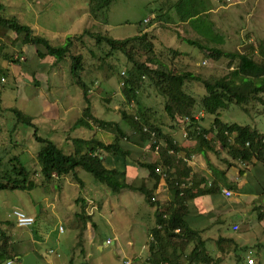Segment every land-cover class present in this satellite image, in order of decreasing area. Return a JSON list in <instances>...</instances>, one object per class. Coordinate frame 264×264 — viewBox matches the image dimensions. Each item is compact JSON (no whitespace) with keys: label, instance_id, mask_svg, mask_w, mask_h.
<instances>
[{"label":"rangeland","instance_id":"obj_1","mask_svg":"<svg viewBox=\"0 0 264 264\" xmlns=\"http://www.w3.org/2000/svg\"><path fill=\"white\" fill-rule=\"evenodd\" d=\"M163 1L114 0L94 18L88 12L87 0H0L5 6L3 16L15 17L20 23L30 26L35 35L47 38L52 45L63 44L67 37L84 30L114 39L145 33L152 42L154 55L139 43H135L132 52L138 62L151 57L149 65L152 68L170 69L173 64L177 71H193L208 79L236 68L237 60L225 57L216 60L212 53L189 45L186 39L223 52L247 53L256 58L260 56L259 47H264V0H197L202 2L199 4V14L185 22L179 20L174 10L161 11ZM198 23L199 27L195 28ZM208 26L212 27L210 33L222 37L221 44L200 35L202 29L206 30ZM21 39L22 36L17 37L0 28V43L4 45L7 55L0 56V158L7 166L6 161L14 156L19 157L33 171L32 179L36 186L30 190H0V222L4 223L6 232L20 250H32L33 243H38V251L43 256L39 264H53L58 260L57 254H50V250L61 254L63 262L74 258V264H124L126 260L136 264L134 260L137 256L146 255L150 245L148 229L154 226L155 221L154 209L145 202L143 194L130 190L113 193L81 169H77V175L82 179L83 186L71 176L44 182L36 162L35 155L41 149V144L35 141V128L39 136L49 138L67 153L72 150V138L95 137L110 143L115 134L110 127L99 128L96 125L91 129L80 127L68 132L82 115L86 104L82 90L70 74V56L59 64H53L52 57H38L37 48L22 44ZM38 48L43 49L41 46ZM172 50L178 52L174 57L170 54ZM256 50L257 53H254ZM71 54L82 56L84 69L80 76L89 88L93 115L117 122L129 133L128 126L121 119L120 108H127L130 114L136 115L138 106L135 103L127 105L123 95L121 83L131 66L127 57L119 51L110 52L105 44H95L89 36L75 42ZM20 56L25 60L15 62ZM122 72H126L125 75ZM233 79L236 82L244 81L239 77ZM35 80L39 84L34 85ZM142 81L138 100L139 105L147 110L149 119L176 141L190 140L184 135L183 125L173 124L164 113V98L146 77ZM262 82L263 79H259L255 84ZM185 90L198 103L205 94L200 83H187ZM260 97L262 101L250 103L245 110L231 105L220 111L221 120L256 128L264 133V92ZM13 107L31 116L35 128L17 124L10 111ZM201 118L200 123L205 126L213 117L204 114ZM122 145L126 148L133 144L125 141ZM139 147L132 146L133 160L158 155L148 145ZM207 155L216 163L221 162L213 153ZM222 155L229 157L226 151H222ZM111 165L118 168L115 161ZM206 165L208 168V160ZM127 172L129 183L152 184L146 178V171L138 165L132 163L126 168ZM142 178L144 181H141ZM163 186L158 194L156 191L154 194L160 203L169 196V190ZM79 197L87 200V214L89 212L90 215L85 224L74 216L79 212L75 202ZM15 210L32 216L34 224L29 227L17 226L13 214ZM219 230L227 234L224 226ZM80 235L88 240L85 257H81L79 248L74 246ZM246 235L252 242L253 234L247 232ZM106 240H110V243L106 244ZM207 248L213 251L217 245L210 241ZM232 262L228 258L222 264ZM4 263L5 259L0 258V264Z\"/></svg>","mask_w":264,"mask_h":264},{"label":"trees","instance_id":"obj_2","mask_svg":"<svg viewBox=\"0 0 264 264\" xmlns=\"http://www.w3.org/2000/svg\"><path fill=\"white\" fill-rule=\"evenodd\" d=\"M113 1L87 0L88 12L96 18ZM200 3L202 2L200 1ZM200 3L197 0H165L160 4V10L163 12L174 10L179 20L185 22L199 14ZM4 8V4L0 2V28L6 29L17 37L22 36V44L37 48L38 57L50 56L54 59L53 64H59L67 56H70V74L82 90V97L86 104L82 115L75 120L68 132H73L80 127L91 129L93 125H96L99 128L110 127L115 134L110 143H104L95 137L72 138L73 147L67 153L49 138L37 134L31 116L15 107L10 108L17 124L35 128V141L41 144V149L36 154V162L44 182L71 176L74 181L83 186L82 179L77 175V169H81L90 173L96 181L107 186L113 193H119L122 190L140 192L143 194L145 202L149 206L155 207V225L149 228L147 233L150 237L149 262L160 264L162 261H166L168 264H180L181 255L178 252L179 248L184 246L181 242L192 239L194 247L188 258L193 260L192 257L202 253L204 256L199 262L209 264L211 258L207 255L205 243L199 235L200 231L190 228L186 222L187 203L197 195L192 191V179H189L191 168L187 165L186 159L196 153L206 155L208 152L220 157L222 151H226L229 157H223L222 160L229 165L238 167L240 175L246 170L242 164L258 166L261 172H264V133L249 126L223 122L220 118V111L228 109L231 105L245 110L250 103L262 101L260 94L264 92V47L262 45L259 47L260 56L256 58L247 53L223 52L215 47L209 48L196 40L186 39L189 45L212 53L216 60L222 57L237 60L235 69L229 70L217 78L208 79L193 71H177L173 64L170 69L168 67L152 68L149 65L152 62L149 56L146 61L138 62L132 52L135 43L143 45L149 53L154 55L152 42L145 33L125 39H114L108 35L84 30L80 34L67 37L63 44L52 45L47 38L35 35L30 26L20 23L15 17L3 16ZM196 27H199V23ZM211 28L208 26L206 30L202 29L200 35L213 43L221 44L222 37L210 33ZM84 36H89L97 45L105 44L110 52H121L131 63L130 68L127 69V75L124 77L125 80H123V95L127 105L135 103L138 106L137 114H130L127 108H120L119 112L121 119L129 128V133L124 131L123 125L99 119L92 113L89 88L80 76L84 69L82 56L71 54L75 42L80 41ZM38 46L43 49H39ZM170 54L174 57L178 52L172 50ZM0 56L7 57L2 43H0ZM15 62H20V60L17 58ZM143 77H146L156 92L164 98V113L173 124L183 125L184 135L194 142L193 147L180 146L170 134L165 133L158 124L149 119L147 110L139 105L138 100ZM234 77L243 78L244 81L236 82ZM259 79H263V82L259 85L255 84V81ZM190 82L200 83L205 90L199 103L185 90V85ZM37 84L39 83L35 80L34 85ZM199 112L203 113L202 117L204 114L213 117L207 125L204 126L200 123L201 117L195 118ZM144 128L147 130L145 131ZM151 131L156 133L155 137L151 136ZM125 141L139 146L148 145L153 152L158 144V155L155 158L147 155L143 159L133 160L131 151L126 150L122 145ZM112 161L117 163L118 168L111 165ZM237 162H239V166ZM6 163L7 166L0 158V190H30L36 186L32 179L33 171L27 168L19 157L14 156ZM132 163L146 171V178L152 183L150 187L143 182L140 185L128 182L126 168ZM212 173L213 176L216 175L214 169H212ZM163 180L171 196L168 205L160 203L154 195L158 184ZM217 181L214 177L212 179H208L206 176L202 177L204 193L213 194L218 190ZM229 187L233 189L235 187L237 190L234 185ZM75 202H77L79 212L74 216L85 224L89 218L87 200L79 197ZM83 243L84 238L80 235L75 247L79 248L80 255L85 257ZM170 248L174 252L169 255L170 259L167 261L165 253ZM23 255L24 252L20 251L16 243L11 241V236L6 232L4 223L0 222V258L12 259L18 263L22 260ZM70 264H74V262L71 260Z\"/></svg>","mask_w":264,"mask_h":264},{"label":"crops","instance_id":"obj_3","mask_svg":"<svg viewBox=\"0 0 264 264\" xmlns=\"http://www.w3.org/2000/svg\"><path fill=\"white\" fill-rule=\"evenodd\" d=\"M254 53H257V50ZM57 118L59 119L58 115ZM177 142L180 146L185 148H191L194 145L192 140ZM132 146L139 147V145L136 144H133ZM132 146L126 148L124 146L123 147L126 150L131 151L132 149L133 151ZM196 155L197 157L193 154L186 159L187 165L191 168L189 179H192V191L197 193V195L192 197L187 203L188 213L186 215V222L190 228L200 231L199 235L205 243L207 255L211 258L209 264H222L225 263V260L228 258L233 261V264H245L246 257L250 255L254 258L255 264H264V172H261V169L258 166L242 164V167L246 170L242 175H240L238 167L229 165L222 160V154L220 157L215 155L221 161L220 163H216L212 160L213 158L210 155H202L198 153H196ZM201 157L203 159L200 160ZM207 160L209 163L208 168L206 165ZM212 169H214L216 173L214 176ZM126 175L128 178L129 173L127 172ZM205 176L208 179H212L214 177L216 181L219 180L217 181L219 185L217 188L218 190H216L213 194L204 193L205 188L203 187L201 178ZM141 181H144V179L142 178ZM230 183L231 185L236 186L237 190H235V187L234 189L229 187L231 186ZM162 184L164 185L163 187L165 190L168 189L166 188L164 182L161 181L156 189V194H158ZM222 188L230 190L232 195L230 197H226L221 191ZM170 201L171 196L169 193V196H166V198L163 199V203L168 205ZM152 208L155 213V207ZM229 217H231V219H229ZM234 225L238 226L237 230H233ZM222 226L226 228L227 234H223L219 230ZM247 232L253 234L252 242H250V238L246 235ZM83 238V246L86 254V243L88 240L85 237ZM190 241L182 240L181 242L184 246L183 248H179L178 252V254L180 253L181 255L179 258L180 264H202L199 262L204 256L202 253L196 257H192L193 260L188 258L189 253L194 247V241L192 239ZM210 241L217 245V249L213 248L214 250L212 249L213 251H210L207 248V243ZM76 242L74 243V246ZM111 243H113V241H111ZM168 250H166L167 252L165 253L167 261L170 259L169 255L174 252L171 248ZM20 251L24 252V255L28 252H34L37 256V264H39L40 258H43L38 251V243L36 241L33 243L32 250L22 248ZM49 253L57 254L56 258H58V260L54 261L53 264H70V261L74 260V258H72L69 259L68 262H63L61 254L54 250H50ZM149 257L150 251L148 248L144 257L137 256L134 261L136 264H151L148 260ZM15 263L20 264L21 261ZM160 264L168 263H166V261H162Z\"/></svg>","mask_w":264,"mask_h":264},{"label":"built area","instance_id":"obj_4","mask_svg":"<svg viewBox=\"0 0 264 264\" xmlns=\"http://www.w3.org/2000/svg\"><path fill=\"white\" fill-rule=\"evenodd\" d=\"M226 1L227 2H230L231 0H226ZM18 59L20 61H24L25 60V57L20 56V57H18ZM122 75H125V73L122 72ZM3 80L4 79L2 78V81ZM121 84L123 85V82ZM202 116H203V113L202 112H199L196 115L195 118L196 119H199ZM186 121H188V120L186 119ZM144 130L146 131L147 129L144 128ZM150 134H151L152 137H155V134L156 133L154 131H151ZM158 150H159V145L157 144L155 146V151L158 152ZM163 176L165 177V174ZM221 191H222V193L226 197H230L232 195V192L230 190L226 189V188H222ZM13 214H14L15 219H16V224L19 227H29V226H32L34 224V222H35V219L32 216H29V215L25 214L24 212H22L20 210H15ZM237 229H238V226L237 225H234L233 226V230H237ZM176 231H179V230H176ZM107 243H110V240H107ZM13 263H14V261L12 259H7V260H5V263L4 264H13ZM124 264H132V262L130 260H126V261H124ZM246 264H255L254 258L252 256H248L246 258Z\"/></svg>","mask_w":264,"mask_h":264},{"label":"water","instance_id":"obj_5","mask_svg":"<svg viewBox=\"0 0 264 264\" xmlns=\"http://www.w3.org/2000/svg\"><path fill=\"white\" fill-rule=\"evenodd\" d=\"M13 264H16L15 262ZM20 264H37V256L34 252H28L23 255Z\"/></svg>","mask_w":264,"mask_h":264}]
</instances>
